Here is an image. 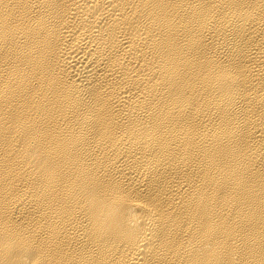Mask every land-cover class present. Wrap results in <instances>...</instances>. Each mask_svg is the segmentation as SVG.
Masks as SVG:
<instances>
[{"label":"bare ground","instance_id":"6f19581e","mask_svg":"<svg viewBox=\"0 0 264 264\" xmlns=\"http://www.w3.org/2000/svg\"><path fill=\"white\" fill-rule=\"evenodd\" d=\"M0 264H264V0H0Z\"/></svg>","mask_w":264,"mask_h":264}]
</instances>
